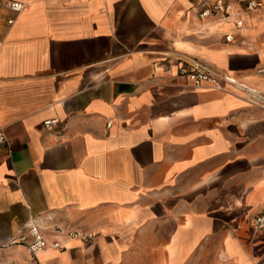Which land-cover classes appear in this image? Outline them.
Instances as JSON below:
<instances>
[{
  "label": "crops",
  "instance_id": "0c3cea01",
  "mask_svg": "<svg viewBox=\"0 0 264 264\" xmlns=\"http://www.w3.org/2000/svg\"><path fill=\"white\" fill-rule=\"evenodd\" d=\"M223 1L0 0V264H264V0Z\"/></svg>",
  "mask_w": 264,
  "mask_h": 264
},
{
  "label": "built area",
  "instance_id": "2783aa9c",
  "mask_svg": "<svg viewBox=\"0 0 264 264\" xmlns=\"http://www.w3.org/2000/svg\"><path fill=\"white\" fill-rule=\"evenodd\" d=\"M258 5L259 3L257 1L248 0L246 6L248 9H255L256 7H258ZM9 6L15 11H20L23 7V4L17 1H11L9 2ZM231 9L232 6L230 3L224 2L223 0H215L212 6H205L200 9L198 13L200 17H205L216 11L225 13L230 11ZM236 24L239 27L242 25L241 21H237ZM231 39L232 35H226L227 41H230ZM182 71V73L186 75V77L191 81V84L194 86H201L205 82L215 80L214 72H212V70L204 62L201 61H193L190 64L189 69H183ZM48 124H51V121H46V125ZM3 138L4 136L0 137V139ZM253 225L257 230H264V211L254 216ZM26 228L33 237V241L28 246L32 253H37L38 251L46 249L50 246L54 248H61L60 243H51L47 240L45 234L37 223L30 221L27 224Z\"/></svg>",
  "mask_w": 264,
  "mask_h": 264
}]
</instances>
